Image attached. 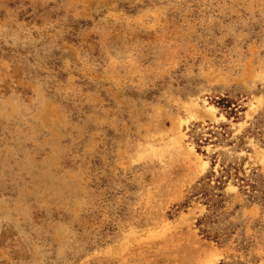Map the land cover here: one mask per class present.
Masks as SVG:
<instances>
[{
    "label": "rangeland",
    "instance_id": "obj_1",
    "mask_svg": "<svg viewBox=\"0 0 264 264\" xmlns=\"http://www.w3.org/2000/svg\"><path fill=\"white\" fill-rule=\"evenodd\" d=\"M0 264H264V0H0Z\"/></svg>",
    "mask_w": 264,
    "mask_h": 264
},
{
    "label": "trees",
    "instance_id": "obj_2",
    "mask_svg": "<svg viewBox=\"0 0 264 264\" xmlns=\"http://www.w3.org/2000/svg\"><path fill=\"white\" fill-rule=\"evenodd\" d=\"M202 195H204L205 197H207L206 195V192L204 190H202ZM219 195V194H218ZM221 196V195H219ZM209 201H212V199H208ZM216 202V201H214ZM213 202V205H215ZM215 216L217 217V215L213 212L212 214H209V215H205L200 221H199V224H203L204 226L201 228V231L203 233V235L207 236V237H210L212 235L213 238H216L217 240L219 239V235H217L216 233L212 234L211 233V230H210V224L212 222H215L214 219H215Z\"/></svg>",
    "mask_w": 264,
    "mask_h": 264
}]
</instances>
